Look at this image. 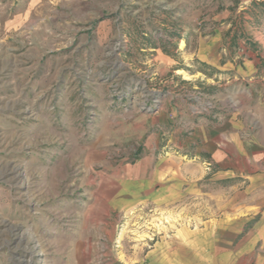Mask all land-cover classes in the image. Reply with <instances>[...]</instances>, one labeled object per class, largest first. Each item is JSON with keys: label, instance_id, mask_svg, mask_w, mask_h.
Listing matches in <instances>:
<instances>
[{"label": "rangeland", "instance_id": "rangeland-1", "mask_svg": "<svg viewBox=\"0 0 264 264\" xmlns=\"http://www.w3.org/2000/svg\"><path fill=\"white\" fill-rule=\"evenodd\" d=\"M248 2L0 0V264H156L148 253L170 240L177 251L181 226L205 225L214 203L204 194L131 207L113 217L110 239L102 217L84 226L82 212L92 194L110 193L96 188L105 161L133 163L151 146L148 133H129L139 116L172 108L173 130L192 134L201 116L189 98L217 95L180 50L194 49L192 29L213 16L240 28L245 16H264V0ZM163 133L162 154H177Z\"/></svg>", "mask_w": 264, "mask_h": 264}, {"label": "crops", "instance_id": "crops-1", "mask_svg": "<svg viewBox=\"0 0 264 264\" xmlns=\"http://www.w3.org/2000/svg\"><path fill=\"white\" fill-rule=\"evenodd\" d=\"M222 18L213 16L192 29L194 49L180 50L186 62L195 58L201 65L196 70L201 83L217 95L214 114L193 117V132L185 136L172 128L167 114L172 108L139 116L128 126L131 132L122 129L118 136L123 141L128 132L148 133L151 146L133 163L105 161L109 173H102L96 188L110 193L92 194L93 207L82 212L84 226L87 217H102L109 238L114 218L131 207L148 201L169 205L176 195L204 194L214 203L206 210L205 225L195 230L181 226L177 251L170 240L148 253L156 264H264V16H245L242 28ZM179 41L184 44L186 38ZM160 54L168 60L167 53ZM224 93L236 97L239 106L225 102ZM164 131L177 154H162ZM221 179L228 186L205 190V183Z\"/></svg>", "mask_w": 264, "mask_h": 264}, {"label": "built area", "instance_id": "built-area-1", "mask_svg": "<svg viewBox=\"0 0 264 264\" xmlns=\"http://www.w3.org/2000/svg\"><path fill=\"white\" fill-rule=\"evenodd\" d=\"M189 100H192L189 104V110L196 116H203L213 109H216L217 100L212 96L201 93L200 91L195 92ZM238 102V101H237ZM236 101H231L229 105L235 107L237 105Z\"/></svg>", "mask_w": 264, "mask_h": 264}, {"label": "bare ground", "instance_id": "bare-ground-1", "mask_svg": "<svg viewBox=\"0 0 264 264\" xmlns=\"http://www.w3.org/2000/svg\"><path fill=\"white\" fill-rule=\"evenodd\" d=\"M179 72H182L181 70ZM186 76V75H185Z\"/></svg>", "mask_w": 264, "mask_h": 264}]
</instances>
